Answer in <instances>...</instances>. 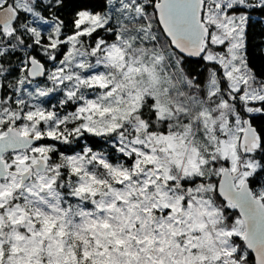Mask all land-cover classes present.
Here are the masks:
<instances>
[{"label":"snow or ice","instance_id":"snow-or-ice-1","mask_svg":"<svg viewBox=\"0 0 264 264\" xmlns=\"http://www.w3.org/2000/svg\"><path fill=\"white\" fill-rule=\"evenodd\" d=\"M0 264H264V0H0Z\"/></svg>","mask_w":264,"mask_h":264}]
</instances>
